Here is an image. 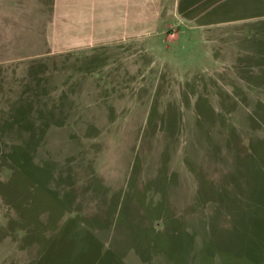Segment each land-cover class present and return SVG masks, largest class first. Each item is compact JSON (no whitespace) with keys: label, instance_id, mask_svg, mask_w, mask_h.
<instances>
[{"label":"rangeland","instance_id":"obj_1","mask_svg":"<svg viewBox=\"0 0 264 264\" xmlns=\"http://www.w3.org/2000/svg\"><path fill=\"white\" fill-rule=\"evenodd\" d=\"M205 33L0 65V264H264V20Z\"/></svg>","mask_w":264,"mask_h":264},{"label":"crops","instance_id":"obj_2","mask_svg":"<svg viewBox=\"0 0 264 264\" xmlns=\"http://www.w3.org/2000/svg\"><path fill=\"white\" fill-rule=\"evenodd\" d=\"M260 17L264 0H0V65L149 40L178 41L198 30L235 29ZM241 28H250L243 25Z\"/></svg>","mask_w":264,"mask_h":264}]
</instances>
